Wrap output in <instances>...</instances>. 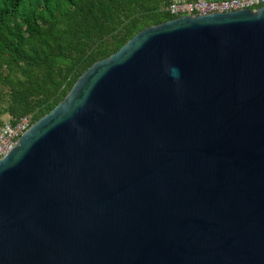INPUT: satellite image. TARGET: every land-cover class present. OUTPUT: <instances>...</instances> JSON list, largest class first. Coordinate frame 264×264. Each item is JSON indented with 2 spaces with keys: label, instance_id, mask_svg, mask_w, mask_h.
Returning a JSON list of instances; mask_svg holds the SVG:
<instances>
[{
  "label": "water",
  "instance_id": "water-1",
  "mask_svg": "<svg viewBox=\"0 0 264 264\" xmlns=\"http://www.w3.org/2000/svg\"><path fill=\"white\" fill-rule=\"evenodd\" d=\"M0 264H264V4L92 62L0 157Z\"/></svg>",
  "mask_w": 264,
  "mask_h": 264
},
{
  "label": "trees",
  "instance_id": "trees-1",
  "mask_svg": "<svg viewBox=\"0 0 264 264\" xmlns=\"http://www.w3.org/2000/svg\"><path fill=\"white\" fill-rule=\"evenodd\" d=\"M169 1L0 0V124L46 113L92 62L172 17Z\"/></svg>",
  "mask_w": 264,
  "mask_h": 264
},
{
  "label": "built area",
  "instance_id": "built-area-1",
  "mask_svg": "<svg viewBox=\"0 0 264 264\" xmlns=\"http://www.w3.org/2000/svg\"><path fill=\"white\" fill-rule=\"evenodd\" d=\"M262 4H264V0H170L161 8L171 16H177L239 8H256ZM32 122V114L26 113L14 122L5 120L0 124V157L15 145L18 137Z\"/></svg>",
  "mask_w": 264,
  "mask_h": 264
},
{
  "label": "clouds",
  "instance_id": "clouds-1",
  "mask_svg": "<svg viewBox=\"0 0 264 264\" xmlns=\"http://www.w3.org/2000/svg\"><path fill=\"white\" fill-rule=\"evenodd\" d=\"M168 72L169 74L176 80L179 81L180 79V73H179V69L175 66H170L168 67Z\"/></svg>",
  "mask_w": 264,
  "mask_h": 264
},
{
  "label": "rangeland",
  "instance_id": "rangeland-1",
  "mask_svg": "<svg viewBox=\"0 0 264 264\" xmlns=\"http://www.w3.org/2000/svg\"><path fill=\"white\" fill-rule=\"evenodd\" d=\"M7 117H8V115H6V114H5V115H3V118H4V119H7Z\"/></svg>",
  "mask_w": 264,
  "mask_h": 264
}]
</instances>
